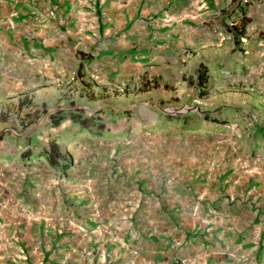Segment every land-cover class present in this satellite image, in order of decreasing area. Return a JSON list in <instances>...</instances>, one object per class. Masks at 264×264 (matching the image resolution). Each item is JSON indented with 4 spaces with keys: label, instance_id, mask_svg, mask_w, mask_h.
<instances>
[{
    "label": "crops",
    "instance_id": "obj_1",
    "mask_svg": "<svg viewBox=\"0 0 264 264\" xmlns=\"http://www.w3.org/2000/svg\"><path fill=\"white\" fill-rule=\"evenodd\" d=\"M226 8L232 0H0V106L71 88L109 108L120 93L139 94L125 90L129 78L167 71L203 45L206 23ZM181 173L162 195L138 174L112 206L86 199L63 217L5 204L0 264H264V213L232 203V167Z\"/></svg>",
    "mask_w": 264,
    "mask_h": 264
},
{
    "label": "rangeland",
    "instance_id": "obj_2",
    "mask_svg": "<svg viewBox=\"0 0 264 264\" xmlns=\"http://www.w3.org/2000/svg\"><path fill=\"white\" fill-rule=\"evenodd\" d=\"M232 1L214 27L206 23L203 45H189L167 71L129 78L125 90L139 94L120 93L109 108L90 107L71 88L33 93L21 109L17 100L0 106V209L36 218L68 216L86 199L107 208L138 174L162 195L163 184H180L183 168L219 163L232 167V203L264 213V0ZM242 13L250 22L236 39ZM198 64L207 68L202 87H194ZM56 110L67 116L52 127ZM77 110L90 118L88 132Z\"/></svg>",
    "mask_w": 264,
    "mask_h": 264
},
{
    "label": "trees",
    "instance_id": "obj_3",
    "mask_svg": "<svg viewBox=\"0 0 264 264\" xmlns=\"http://www.w3.org/2000/svg\"><path fill=\"white\" fill-rule=\"evenodd\" d=\"M233 2V1H232ZM243 15L241 16L240 22H239V27L233 25L232 27H234V31H235V36L236 39L237 38H242L244 36V31H245V26L250 22L249 18L245 15V13H242ZM237 27V28H236ZM235 41V40H234ZM80 70V66L77 68V72L79 73ZM207 80V68L205 66H203L202 64H198L196 67V80L194 83V87H202L204 86V84L206 83ZM205 89L203 90H198V97H203L205 95ZM86 95V94H84ZM78 97H82L83 95L81 94V92L78 93L77 95ZM31 104V101L29 98H27L26 96L19 98L17 100V108L21 109L23 106H28ZM68 111V110H67ZM70 111H68L69 113ZM81 110H77L76 111V116L73 115V118L77 119L81 130L88 132L89 130H91V120L90 118H80L79 116L82 114ZM65 111L64 110H56L55 112H53L52 114L48 115L49 118V122H50V126L52 127H56L58 126V124L65 118ZM168 120H176L175 117L169 116L167 117ZM178 121L183 122L185 121L184 118H177ZM212 124L214 125H219L215 122H212ZM24 157H30V155H28L26 152H24L23 154Z\"/></svg>",
    "mask_w": 264,
    "mask_h": 264
},
{
    "label": "built area",
    "instance_id": "obj_4",
    "mask_svg": "<svg viewBox=\"0 0 264 264\" xmlns=\"http://www.w3.org/2000/svg\"><path fill=\"white\" fill-rule=\"evenodd\" d=\"M113 241H115V240L113 239ZM103 260H104V258H102V261ZM171 261H172L173 264H180V261L177 260V259H172Z\"/></svg>",
    "mask_w": 264,
    "mask_h": 264
},
{
    "label": "water",
    "instance_id": "obj_5",
    "mask_svg": "<svg viewBox=\"0 0 264 264\" xmlns=\"http://www.w3.org/2000/svg\"><path fill=\"white\" fill-rule=\"evenodd\" d=\"M192 110H196V108H192Z\"/></svg>",
    "mask_w": 264,
    "mask_h": 264
}]
</instances>
